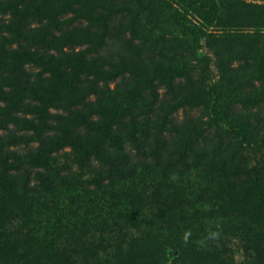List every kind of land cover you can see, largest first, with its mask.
<instances>
[{
    "label": "trees",
    "instance_id": "1",
    "mask_svg": "<svg viewBox=\"0 0 264 264\" xmlns=\"http://www.w3.org/2000/svg\"><path fill=\"white\" fill-rule=\"evenodd\" d=\"M173 2L0 0V264H264V6Z\"/></svg>",
    "mask_w": 264,
    "mask_h": 264
},
{
    "label": "rangeland",
    "instance_id": "2",
    "mask_svg": "<svg viewBox=\"0 0 264 264\" xmlns=\"http://www.w3.org/2000/svg\"><path fill=\"white\" fill-rule=\"evenodd\" d=\"M239 2H244L246 4H259L261 6H264V0H238ZM162 3H165V4H173V0H162ZM175 7L177 6V4H174ZM112 47V48H111ZM109 49L112 53H116V51L118 50V45L116 47H114V45H112ZM108 49V50H109ZM239 64L237 63L236 66H238ZM120 80H122L121 78H119V80L117 82H120ZM258 84H260L258 81H257ZM116 85V83L114 84V86ZM205 116V112L200 109V108H196V109H180L176 115L174 116L175 117V121H178L179 123L183 122L184 120H188L189 118H195V119H198V118H203ZM70 151V150H69ZM61 152V151H60ZM61 154H63L62 156H60V160H62L63 162L67 161V157L68 155L64 154V152H61ZM65 164V163H63ZM62 173L63 175L65 174H68L70 173L68 168H64L62 170ZM198 173L199 171H195V174H196V180L195 182H198ZM203 174V173H202ZM47 219H48V215H46L45 217L42 216V213L39 215L38 219L36 220L37 222H35L36 224V227L38 229L42 228L44 225L47 224ZM91 243H99V241L95 240V239H92ZM199 246V243L197 245V247ZM174 256V255H171V257ZM238 259L240 260L241 259V255H238Z\"/></svg>",
    "mask_w": 264,
    "mask_h": 264
}]
</instances>
